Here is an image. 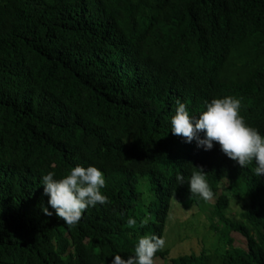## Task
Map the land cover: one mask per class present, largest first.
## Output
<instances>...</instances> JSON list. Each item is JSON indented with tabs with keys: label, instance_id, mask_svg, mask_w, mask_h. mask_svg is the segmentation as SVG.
<instances>
[{
	"label": "trees",
	"instance_id": "trees-1",
	"mask_svg": "<svg viewBox=\"0 0 264 264\" xmlns=\"http://www.w3.org/2000/svg\"><path fill=\"white\" fill-rule=\"evenodd\" d=\"M225 95L264 134V0H0V264H109L195 208L219 245L153 264H264V175L170 131L177 100ZM89 164L107 202L67 225L40 177ZM199 169L207 200L175 180Z\"/></svg>",
	"mask_w": 264,
	"mask_h": 264
},
{
	"label": "clouds",
	"instance_id": "clouds-1",
	"mask_svg": "<svg viewBox=\"0 0 264 264\" xmlns=\"http://www.w3.org/2000/svg\"><path fill=\"white\" fill-rule=\"evenodd\" d=\"M239 113L240 101L233 96L213 97L205 101L198 115H190L185 103L177 100L169 121L170 131L184 138L185 142L195 140L197 147L205 151L210 150L215 142L227 157L242 168L254 162L253 174L259 177L264 175V134L247 124ZM201 132L202 137L199 135ZM203 173L200 169L194 171L187 181L177 173L175 180L177 185L186 183L190 193L207 200L210 191ZM40 183L43 185V194L48 197V206L67 225L76 224L85 208L107 202L101 192L105 186L104 175L92 164L86 167L76 165L60 178H55L54 173L49 171L40 177ZM42 211L52 215L48 207L42 206ZM169 219L170 216L167 222ZM127 223L132 226L136 221L129 218ZM163 246L164 240L155 234L141 236L134 245L133 255L125 259L120 254H113L109 264H153L154 254Z\"/></svg>",
	"mask_w": 264,
	"mask_h": 264
},
{
	"label": "rangeland",
	"instance_id": "rangeland-1",
	"mask_svg": "<svg viewBox=\"0 0 264 264\" xmlns=\"http://www.w3.org/2000/svg\"><path fill=\"white\" fill-rule=\"evenodd\" d=\"M216 198L210 202L215 203ZM229 210L233 213L242 210V203L232 202ZM216 221V220H215ZM230 236L234 238V245L247 247L246 238L237 231H231ZM166 248L171 249L170 257L181 255L183 252L200 253L204 248L208 251L219 245L218 233L198 208L194 210L176 209L170 215L167 233L164 237ZM155 264H171L170 259L157 257Z\"/></svg>",
	"mask_w": 264,
	"mask_h": 264
}]
</instances>
